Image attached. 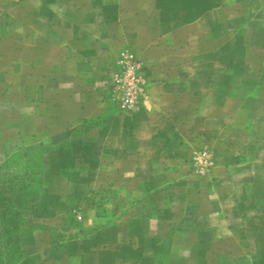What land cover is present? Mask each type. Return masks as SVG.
<instances>
[{
	"label": "crops",
	"instance_id": "obj_1",
	"mask_svg": "<svg viewBox=\"0 0 264 264\" xmlns=\"http://www.w3.org/2000/svg\"><path fill=\"white\" fill-rule=\"evenodd\" d=\"M110 27L149 63L148 111L121 128L110 115L68 144L89 154L58 162L69 170L16 264H264V0H0L1 38L59 33L52 67L67 85L90 83L81 58L97 52L70 39L98 44ZM196 137L215 145L211 177L174 166ZM71 197L81 219L55 239Z\"/></svg>",
	"mask_w": 264,
	"mask_h": 264
},
{
	"label": "rangeland",
	"instance_id": "obj_2",
	"mask_svg": "<svg viewBox=\"0 0 264 264\" xmlns=\"http://www.w3.org/2000/svg\"><path fill=\"white\" fill-rule=\"evenodd\" d=\"M99 28L106 29V26L101 22ZM25 32L18 29L14 32L16 36L0 37V166L8 158L25 149H30L31 155L38 156L35 162L37 165L32 170L24 169L21 166L22 160L17 163V167L13 163L8 170L0 168V180L2 174L9 172L15 177L17 185L26 182L29 176L41 181L40 194L29 207L24 201L8 203L12 210L18 212L17 219L7 222L17 224L21 235L20 241L29 237L37 227L42 226L44 212L54 203L56 195L52 187L58 185L59 175L69 170V165L61 167L58 162H67L78 154L83 157L89 154L86 148L74 150L68 144L81 136L89 127L101 124L110 115L114 116L108 125L115 128L136 123L138 120L134 114L139 110L148 111L146 92L151 81L149 63L137 52L133 38L117 37V30L113 27L107 29L108 35L94 38L98 44L93 42V38L82 39L77 36L76 40L70 39V44L77 50H89L91 46H95L97 51L91 58H81L82 64H86L84 60L90 63L80 71L81 76L90 83L83 84L77 80L70 85L62 80L69 75L68 70L63 69L62 79H56L59 71L52 67L55 40L59 39V33L52 31L43 36L42 31L36 30L33 32L35 35L28 38L23 37ZM62 37L64 40V36ZM125 51L132 52L142 62L144 83L135 107L130 111L122 112L117 107V94L110 87V76L119 67L120 55ZM242 71L233 69L225 79L239 78ZM72 75L76 76V74ZM202 75L209 76L208 72H203ZM245 96L251 97L248 93H244ZM166 101V99L156 101V106L164 110L168 105ZM158 121L159 119L154 118L152 124L157 126ZM161 128L165 129L166 126L162 124ZM170 135L159 133L161 140L159 143L173 140ZM192 140L181 141L191 146L188 148L189 153L182 156L183 162L175 164V168L183 174L188 172L198 177H211L212 171L216 170L215 145L208 142L209 140L198 137ZM142 170L147 172L146 167ZM234 172L236 173V169ZM238 181L241 183L240 179L233 183L236 185ZM50 190L52 192H49ZM77 199L71 197L67 202L66 207L70 212H67L63 218L66 229H55L53 231L55 239H59L63 236V231H68L70 226L77 225L80 221L81 215L74 212L79 203ZM142 203L148 206L151 200L146 197ZM262 205L264 212V202ZM87 233L89 231L83 229L78 235L86 236ZM20 241L18 244L0 236V264H16L19 261ZM37 256L41 258L42 254L37 253Z\"/></svg>",
	"mask_w": 264,
	"mask_h": 264
},
{
	"label": "trees",
	"instance_id": "obj_3",
	"mask_svg": "<svg viewBox=\"0 0 264 264\" xmlns=\"http://www.w3.org/2000/svg\"><path fill=\"white\" fill-rule=\"evenodd\" d=\"M40 157V156H39ZM37 154L31 155L30 149H25L24 151H19L10 158H8L0 168L8 170L11 168V165L22 160L23 164L21 166L24 169L32 170L36 167ZM2 179L0 180V236L7 240H12L14 243L20 241L21 235L18 232L17 224H12L7 222L8 220H14L18 217V212L12 210L8 205L11 201H24L25 205L28 207L36 200L39 196L41 181L29 176L24 183H15V177L9 172H5L1 175ZM14 188H16L14 190ZM11 238V239H10Z\"/></svg>",
	"mask_w": 264,
	"mask_h": 264
},
{
	"label": "built area",
	"instance_id": "obj_4",
	"mask_svg": "<svg viewBox=\"0 0 264 264\" xmlns=\"http://www.w3.org/2000/svg\"><path fill=\"white\" fill-rule=\"evenodd\" d=\"M144 66L132 52H122L119 67L110 76V87L117 94L119 111L132 110L142 92Z\"/></svg>",
	"mask_w": 264,
	"mask_h": 264
}]
</instances>
